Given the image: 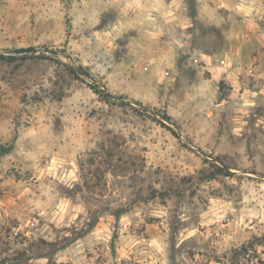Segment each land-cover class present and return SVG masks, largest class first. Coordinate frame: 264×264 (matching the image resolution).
Masks as SVG:
<instances>
[{
	"label": "rangeland",
	"instance_id": "rangeland-1",
	"mask_svg": "<svg viewBox=\"0 0 264 264\" xmlns=\"http://www.w3.org/2000/svg\"><path fill=\"white\" fill-rule=\"evenodd\" d=\"M0 264H264V0H0Z\"/></svg>",
	"mask_w": 264,
	"mask_h": 264
},
{
	"label": "trees",
	"instance_id": "trees-1",
	"mask_svg": "<svg viewBox=\"0 0 264 264\" xmlns=\"http://www.w3.org/2000/svg\"><path fill=\"white\" fill-rule=\"evenodd\" d=\"M27 51H30V49H27V50H20L18 52H27Z\"/></svg>",
	"mask_w": 264,
	"mask_h": 264
}]
</instances>
